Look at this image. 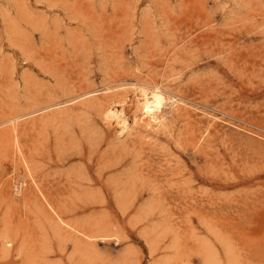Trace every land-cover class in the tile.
Returning a JSON list of instances; mask_svg holds the SVG:
<instances>
[{"label": "rangeland", "instance_id": "rangeland-1", "mask_svg": "<svg viewBox=\"0 0 264 264\" xmlns=\"http://www.w3.org/2000/svg\"><path fill=\"white\" fill-rule=\"evenodd\" d=\"M136 82L178 113L121 138L105 109ZM18 116L44 198L91 242L20 190ZM2 232L0 264H264V0H0Z\"/></svg>", "mask_w": 264, "mask_h": 264}, {"label": "bare ground", "instance_id": "bare-ground-1", "mask_svg": "<svg viewBox=\"0 0 264 264\" xmlns=\"http://www.w3.org/2000/svg\"><path fill=\"white\" fill-rule=\"evenodd\" d=\"M131 88L134 101H130V98L128 97L124 98L122 104L110 101L105 109V123L108 126L114 127L118 131V135L121 138L131 137L136 130H142L146 133L154 134H157V132L160 130H166L168 124L164 111L165 107L169 105L170 115L178 113V102L177 100H175V95L167 96L166 91L158 87L157 85H150L139 82L133 84ZM108 92L109 90H107L105 94H107ZM94 98L95 96L93 95V93H84L76 98H73L70 101H66L62 107H73L81 102V100H91ZM132 102H134L139 116H134L130 121L126 115V108L128 106L127 104H131ZM49 108H51V106L45 108V110ZM209 117H211L209 122H211V124H215V117ZM23 118L24 116H18L7 120L8 123H11V129L9 130L12 134H9L13 136V150L19 160L20 167L23 172L24 183L21 184L20 190L22 189V185L27 186V184H29L32 188L34 196L42 202L45 211L49 214V216L59 228L65 230L66 232L77 235L81 240L91 242L92 238L86 233L64 222V220L54 212L50 204L44 198V195L35 180L33 170L19 147V144L17 142V135L14 134L16 131V126H18L19 122ZM18 192L20 191L16 189V193ZM0 243L1 254L2 257L5 258L8 254V248L11 247L12 238L6 232H2L0 234Z\"/></svg>", "mask_w": 264, "mask_h": 264}]
</instances>
